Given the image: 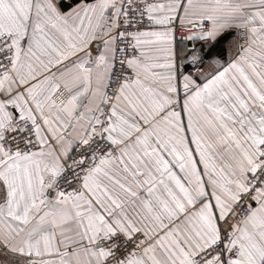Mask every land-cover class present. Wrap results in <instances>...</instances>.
Returning <instances> with one entry per match:
<instances>
[{
  "label": "snow or ice",
  "instance_id": "1",
  "mask_svg": "<svg viewBox=\"0 0 264 264\" xmlns=\"http://www.w3.org/2000/svg\"><path fill=\"white\" fill-rule=\"evenodd\" d=\"M0 264H264V0H0Z\"/></svg>",
  "mask_w": 264,
  "mask_h": 264
}]
</instances>
